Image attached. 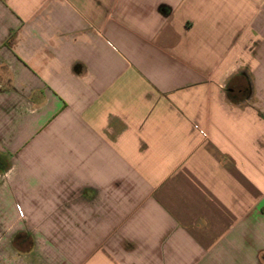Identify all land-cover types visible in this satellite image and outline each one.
<instances>
[{
	"label": "crops",
	"instance_id": "0c3cea01",
	"mask_svg": "<svg viewBox=\"0 0 264 264\" xmlns=\"http://www.w3.org/2000/svg\"><path fill=\"white\" fill-rule=\"evenodd\" d=\"M0 264H264V0H0Z\"/></svg>",
	"mask_w": 264,
	"mask_h": 264
}]
</instances>
